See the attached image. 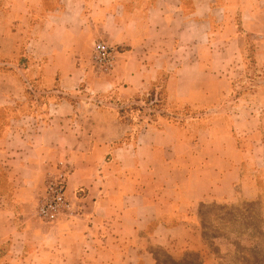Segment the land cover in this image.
Instances as JSON below:
<instances>
[{
    "label": "crops",
    "instance_id": "crops-1",
    "mask_svg": "<svg viewBox=\"0 0 264 264\" xmlns=\"http://www.w3.org/2000/svg\"><path fill=\"white\" fill-rule=\"evenodd\" d=\"M263 18L264 0H0V264H218L197 207L264 204V106L236 93ZM97 42L119 53L100 78L76 58ZM163 74L177 121L136 132L116 108ZM60 167L72 211L46 223Z\"/></svg>",
    "mask_w": 264,
    "mask_h": 264
},
{
    "label": "rangeland",
    "instance_id": "rangeland-1",
    "mask_svg": "<svg viewBox=\"0 0 264 264\" xmlns=\"http://www.w3.org/2000/svg\"><path fill=\"white\" fill-rule=\"evenodd\" d=\"M263 25L264 20L257 39L260 41L258 50L264 52ZM109 46L115 50V62L111 70L103 71L97 66L94 61L93 46L84 49L83 53L76 56L79 60L78 64L85 66L96 78L110 75L116 67L119 53L117 48ZM253 50V47H251L245 72H243V66L239 70L240 75L236 80L237 83L239 82V87L236 89L237 99L243 98L244 92L247 94L251 92L248 98L254 99V101L257 100V103L264 106V63H259ZM166 75L163 74L152 87L138 93L130 102L121 105L119 109L116 108L119 116L123 117L134 131L139 132L149 125H157L160 122L159 119H166L162 115L172 113L167 104L163 105V101L158 102L156 100L157 96L161 99V89L167 79ZM30 95L33 98L36 96L41 97L40 93H34L33 91ZM75 95L78 97H94L85 89H82V92L75 93ZM99 96L95 98L99 99ZM115 97L116 94L103 99L105 101L110 100L109 98L116 99ZM238 104L241 106V103ZM40 107L38 109L44 108L43 105ZM242 109L239 110L238 115L243 117ZM120 111L124 112L120 113ZM40 199L35 208H38ZM195 212V219L203 230L207 247L213 257L219 259L220 263L218 262V264H264V204L243 200V198L228 202L209 200L201 203ZM155 252L161 264H203L202 257L198 253H187L181 260L175 261L163 251L156 250Z\"/></svg>",
    "mask_w": 264,
    "mask_h": 264
},
{
    "label": "built area",
    "instance_id": "built-area-1",
    "mask_svg": "<svg viewBox=\"0 0 264 264\" xmlns=\"http://www.w3.org/2000/svg\"><path fill=\"white\" fill-rule=\"evenodd\" d=\"M94 61L101 70H111L115 62V50L104 42L96 43ZM67 186L68 171L64 168H58L48 177L37 208V216L40 220L54 223L72 211V205L67 197Z\"/></svg>",
    "mask_w": 264,
    "mask_h": 264
},
{
    "label": "trees",
    "instance_id": "trees-1",
    "mask_svg": "<svg viewBox=\"0 0 264 264\" xmlns=\"http://www.w3.org/2000/svg\"><path fill=\"white\" fill-rule=\"evenodd\" d=\"M166 82H167V79L165 81V84L164 86L162 87L161 89V99L158 98L157 96V101L160 102V101H163V105H166L167 104V93H166ZM160 95V94H159ZM169 110V109H168ZM124 111H120V113H123ZM177 113L176 112H173V113H169V114H165V115H162V117H165L167 120L169 121H172V122H176L177 121ZM161 117V116H160ZM121 119L122 122L124 123H127L125 119H123V117H119ZM176 119V120H175Z\"/></svg>",
    "mask_w": 264,
    "mask_h": 264
}]
</instances>
